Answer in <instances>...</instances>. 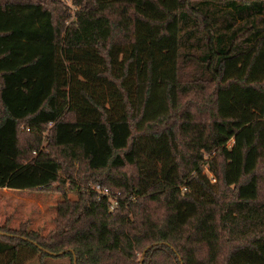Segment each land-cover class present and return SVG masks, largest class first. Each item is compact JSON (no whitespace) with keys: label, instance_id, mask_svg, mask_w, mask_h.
Masks as SVG:
<instances>
[{"label":"trees","instance_id":"1","mask_svg":"<svg viewBox=\"0 0 264 264\" xmlns=\"http://www.w3.org/2000/svg\"><path fill=\"white\" fill-rule=\"evenodd\" d=\"M58 1L0 0V187L61 194L0 264H264V0Z\"/></svg>","mask_w":264,"mask_h":264},{"label":"rangeland","instance_id":"2","mask_svg":"<svg viewBox=\"0 0 264 264\" xmlns=\"http://www.w3.org/2000/svg\"><path fill=\"white\" fill-rule=\"evenodd\" d=\"M58 2L61 5L62 14L65 15V13H67L70 15L66 19V21H68L71 19V14L76 8L73 4V0H59ZM15 21V15H0V23H4L6 25L12 24ZM262 125L263 127L259 132L257 141L258 153L261 156L264 155V124ZM123 133V128L117 127L115 131V140L120 142ZM0 135H4V131H2ZM88 139L99 156L102 153L104 146L101 136L93 131H90L88 133ZM2 147H4V144ZM1 153L2 155L6 154L5 151H2ZM73 165L76 167L77 162H74ZM205 166L206 165H203V171L207 173L209 180L212 182L214 178L205 169ZM38 177L40 178L39 171L34 169L33 174L29 176V178L22 177L15 179V186L0 187V224L4 223L9 227H17L21 222H26V226L28 228L36 229L40 233H45L52 226L55 203L61 198V194L52 188L45 190L22 186L27 182V179L30 181H37ZM55 184L56 183H53L52 185ZM89 184H91L90 180L87 185ZM64 187L65 189H68L67 180L65 181ZM67 195L70 198L75 197L74 191L67 190ZM25 264H29V261ZM45 264H69V261L66 256L60 257L47 255L45 257Z\"/></svg>","mask_w":264,"mask_h":264},{"label":"built area","instance_id":"3","mask_svg":"<svg viewBox=\"0 0 264 264\" xmlns=\"http://www.w3.org/2000/svg\"><path fill=\"white\" fill-rule=\"evenodd\" d=\"M264 119V115H263ZM89 188L97 195V197L105 196L109 200V208H112L117 203L116 193H112L111 190L105 185L100 184L99 182H93L89 184Z\"/></svg>","mask_w":264,"mask_h":264},{"label":"water","instance_id":"4","mask_svg":"<svg viewBox=\"0 0 264 264\" xmlns=\"http://www.w3.org/2000/svg\"><path fill=\"white\" fill-rule=\"evenodd\" d=\"M145 248L146 247H144L143 249H142V251H141V255H140V257H139V261H138V264H141V262H142V256H143V253H144V251H145ZM62 251H58V252H50L51 254H59V253H61ZM73 261H74V257H73Z\"/></svg>","mask_w":264,"mask_h":264}]
</instances>
